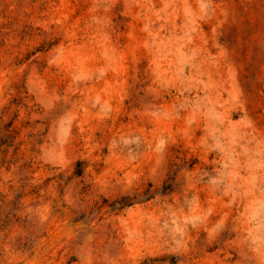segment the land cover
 Listing matches in <instances>:
<instances>
[{
    "label": "rangeland",
    "instance_id": "obj_1",
    "mask_svg": "<svg viewBox=\"0 0 264 264\" xmlns=\"http://www.w3.org/2000/svg\"><path fill=\"white\" fill-rule=\"evenodd\" d=\"M0 264H264V0H0Z\"/></svg>",
    "mask_w": 264,
    "mask_h": 264
}]
</instances>
